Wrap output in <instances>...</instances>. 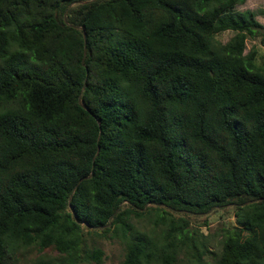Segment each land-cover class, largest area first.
<instances>
[{
  "label": "trees",
  "instance_id": "1",
  "mask_svg": "<svg viewBox=\"0 0 264 264\" xmlns=\"http://www.w3.org/2000/svg\"><path fill=\"white\" fill-rule=\"evenodd\" d=\"M78 1L0 0V264L48 247L56 257L30 264L101 263L95 240L110 232L125 244L119 264H170L171 238L192 239L170 213L228 203L220 251L199 264H264V65L244 52L253 11ZM150 208L168 224L161 252L129 220Z\"/></svg>",
  "mask_w": 264,
  "mask_h": 264
},
{
  "label": "rangeland",
  "instance_id": "2",
  "mask_svg": "<svg viewBox=\"0 0 264 264\" xmlns=\"http://www.w3.org/2000/svg\"><path fill=\"white\" fill-rule=\"evenodd\" d=\"M236 8L239 10H252L254 18L260 25L256 27L257 34L255 36L246 37L244 52L254 49L255 61L264 65V0H245L243 3L238 4ZM234 32L231 29L223 30L215 34V39L224 43ZM233 206V203H228L205 212L172 211L170 215L175 221H179V217L188 221V230L192 232V239L180 236L178 233L174 238H171L174 247H169L174 248V259L170 264H199L213 261L220 251L223 231L229 228L234 221ZM159 213L160 210L150 208L149 211L143 214L131 215L129 220L133 228L152 241L156 249L161 252L164 248H167L163 236L168 224L162 222L161 217L158 216ZM163 215L164 217L167 216L166 214ZM95 244L103 249L101 263L82 264H119L124 257L125 244L123 240L111 232L96 237ZM171 249L169 248V251ZM40 255L54 258L57 256V251L50 247L41 252L26 248L17 250L15 253V256H18L19 261L23 264H30ZM151 264L159 263L153 261Z\"/></svg>",
  "mask_w": 264,
  "mask_h": 264
},
{
  "label": "water",
  "instance_id": "3",
  "mask_svg": "<svg viewBox=\"0 0 264 264\" xmlns=\"http://www.w3.org/2000/svg\"><path fill=\"white\" fill-rule=\"evenodd\" d=\"M89 1H91V0H79L78 2H80V3H87V2H89ZM73 2H71L70 4H69V6L72 4ZM64 20H66V15L64 14ZM74 27H76V28H81V26H79V25H74ZM83 36L85 37V34L83 33ZM85 51V50H84ZM83 58L84 57H82V63H83ZM78 102L83 106V107H86L82 102H81V100H80V98H78ZM90 174H91V172L89 173V174H87L86 176H82V177H80L79 179H78V181L77 182H79V181H81V180H83V179H85V178H87V177H89L90 176ZM70 197H71V195L69 196V199H70Z\"/></svg>",
  "mask_w": 264,
  "mask_h": 264
}]
</instances>
